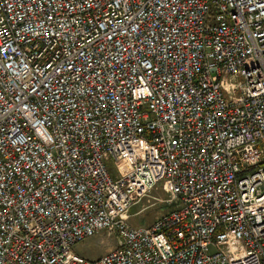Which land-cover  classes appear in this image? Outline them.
Returning a JSON list of instances; mask_svg holds the SVG:
<instances>
[{
  "label": "built area",
  "instance_id": "obj_1",
  "mask_svg": "<svg viewBox=\"0 0 264 264\" xmlns=\"http://www.w3.org/2000/svg\"><path fill=\"white\" fill-rule=\"evenodd\" d=\"M0 264H264V0H0Z\"/></svg>",
  "mask_w": 264,
  "mask_h": 264
},
{
  "label": "rangeland",
  "instance_id": "obj_2",
  "mask_svg": "<svg viewBox=\"0 0 264 264\" xmlns=\"http://www.w3.org/2000/svg\"><path fill=\"white\" fill-rule=\"evenodd\" d=\"M169 191L165 182H160L148 194L136 200L128 209V221L134 225L149 224L160 214L172 207L168 201ZM115 244L113 236L105 233H97L92 237L85 238L75 245L74 251L90 257H95L108 250Z\"/></svg>",
  "mask_w": 264,
  "mask_h": 264
}]
</instances>
